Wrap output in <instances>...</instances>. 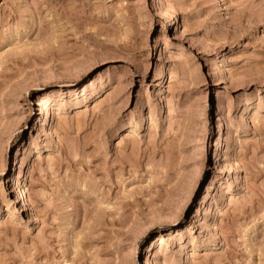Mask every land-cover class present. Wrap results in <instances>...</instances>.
<instances>
[{"label": "rangeland", "instance_id": "374dc122", "mask_svg": "<svg viewBox=\"0 0 264 264\" xmlns=\"http://www.w3.org/2000/svg\"><path fill=\"white\" fill-rule=\"evenodd\" d=\"M0 264H264V0H0Z\"/></svg>", "mask_w": 264, "mask_h": 264}, {"label": "bare ground", "instance_id": "6f19581e", "mask_svg": "<svg viewBox=\"0 0 264 264\" xmlns=\"http://www.w3.org/2000/svg\"><path fill=\"white\" fill-rule=\"evenodd\" d=\"M18 197L20 198V200L22 199V201H24V200H23V194H22V191H20V193H18Z\"/></svg>", "mask_w": 264, "mask_h": 264}]
</instances>
